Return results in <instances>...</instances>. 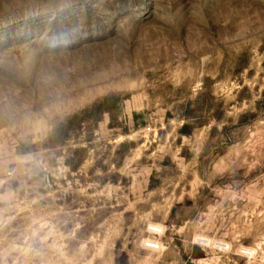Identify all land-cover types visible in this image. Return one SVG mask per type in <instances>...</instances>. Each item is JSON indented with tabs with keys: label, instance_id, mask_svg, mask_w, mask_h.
Returning <instances> with one entry per match:
<instances>
[{
	"label": "rangeland",
	"instance_id": "obj_1",
	"mask_svg": "<svg viewBox=\"0 0 264 264\" xmlns=\"http://www.w3.org/2000/svg\"><path fill=\"white\" fill-rule=\"evenodd\" d=\"M0 264H264V0H0Z\"/></svg>",
	"mask_w": 264,
	"mask_h": 264
},
{
	"label": "built area",
	"instance_id": "obj_2",
	"mask_svg": "<svg viewBox=\"0 0 264 264\" xmlns=\"http://www.w3.org/2000/svg\"><path fill=\"white\" fill-rule=\"evenodd\" d=\"M148 231L153 235H161L162 234V228L157 225H149ZM200 242H206L205 239H200ZM144 247L149 250H159L161 248V241L158 238H152L148 237L143 242Z\"/></svg>",
	"mask_w": 264,
	"mask_h": 264
},
{
	"label": "trees",
	"instance_id": "obj_3",
	"mask_svg": "<svg viewBox=\"0 0 264 264\" xmlns=\"http://www.w3.org/2000/svg\"><path fill=\"white\" fill-rule=\"evenodd\" d=\"M109 98H103V100L102 101H100V102H98L96 105H94L92 108H94V109H103V110H105L104 108H102V106H103V104L108 100ZM183 128L185 129V128H187V125H183Z\"/></svg>",
	"mask_w": 264,
	"mask_h": 264
}]
</instances>
